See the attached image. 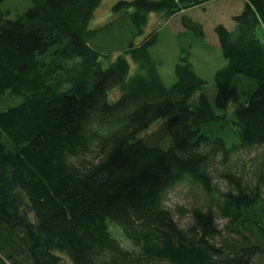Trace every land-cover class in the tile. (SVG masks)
I'll return each mask as SVG.
<instances>
[{
	"label": "trees",
	"instance_id": "trees-1",
	"mask_svg": "<svg viewBox=\"0 0 264 264\" xmlns=\"http://www.w3.org/2000/svg\"><path fill=\"white\" fill-rule=\"evenodd\" d=\"M2 1L0 264H264V0L215 25L210 92L180 43L200 22L181 17L171 83L144 35L207 0H117L97 28L102 0ZM180 183L188 206H166Z\"/></svg>",
	"mask_w": 264,
	"mask_h": 264
},
{
	"label": "rangeland",
	"instance_id": "rangeland-1",
	"mask_svg": "<svg viewBox=\"0 0 264 264\" xmlns=\"http://www.w3.org/2000/svg\"><path fill=\"white\" fill-rule=\"evenodd\" d=\"M28 2V0H26ZM117 0H102L93 16L89 22V27L97 28L100 25L108 21L112 13V5ZM24 0H3L1 7L5 9L8 13V17H14L18 12H21L26 5H23ZM244 5V0H207L204 3L190 7L184 12L172 16L167 21L160 20L157 22V17L159 13L151 12L148 15V23L145 27L144 35H147L152 30H157V41L151 46V54L160 60L158 65V72L162 76L166 83H171L174 80L173 66L178 60V54L180 45L178 42L179 28L181 26V17L183 14L190 16L192 19L198 21L202 25L204 31V38L198 39L197 37L190 38L189 35L182 37L180 43L184 40L185 43L191 42L190 51V61L193 64L196 73L206 81L208 91L214 88V73L219 68L223 67L227 61L223 56L217 35L214 31V26L218 23L223 24L227 29L232 30L235 27V23L232 20V16L241 12ZM115 22V21H114ZM113 22V27H117V23ZM158 24V25H157ZM116 30H113V32ZM94 44L101 47L95 39ZM98 43V44H97ZM111 52H116L115 56L119 53L118 38L114 39L108 47ZM114 55L112 57H115ZM129 59V58H128ZM131 68L135 67L132 60H130ZM260 149L256 151H251L250 153L242 152L239 157L240 161H248L253 156L254 153L259 152ZM238 157H234L236 160ZM187 185L180 183L168 192L167 200L164 202L166 206L173 207L175 204H184L188 206V202L191 201L190 198H186ZM180 223H188V215L178 217ZM113 233L123 241L126 245L127 242L124 241L121 232L117 227H112ZM62 256V264H72L69 258L65 255Z\"/></svg>",
	"mask_w": 264,
	"mask_h": 264
}]
</instances>
